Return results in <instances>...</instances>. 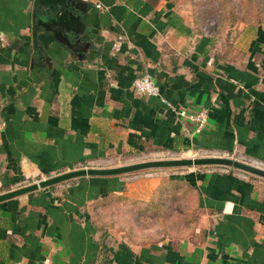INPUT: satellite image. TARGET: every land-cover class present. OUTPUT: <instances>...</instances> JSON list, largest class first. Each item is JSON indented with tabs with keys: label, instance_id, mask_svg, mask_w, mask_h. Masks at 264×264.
<instances>
[{
	"label": "crops",
	"instance_id": "1",
	"mask_svg": "<svg viewBox=\"0 0 264 264\" xmlns=\"http://www.w3.org/2000/svg\"><path fill=\"white\" fill-rule=\"evenodd\" d=\"M82 1L58 34L34 0H0V194L183 152L264 162V24L208 31L203 0ZM147 72L161 96L134 90ZM179 108L208 110L206 128ZM183 168L0 202V264H264V178Z\"/></svg>",
	"mask_w": 264,
	"mask_h": 264
},
{
	"label": "water",
	"instance_id": "2",
	"mask_svg": "<svg viewBox=\"0 0 264 264\" xmlns=\"http://www.w3.org/2000/svg\"><path fill=\"white\" fill-rule=\"evenodd\" d=\"M82 5H84L82 0H34L33 16L35 25L36 27L44 26L48 29H54L58 34L63 30H76L80 23V14H78L77 10L81 9ZM201 166L229 167L264 178L263 167L224 155L151 159L115 167H85L70 170L3 192L0 194V202L45 189L74 178L118 176L146 169Z\"/></svg>",
	"mask_w": 264,
	"mask_h": 264
},
{
	"label": "rangeland",
	"instance_id": "3",
	"mask_svg": "<svg viewBox=\"0 0 264 264\" xmlns=\"http://www.w3.org/2000/svg\"><path fill=\"white\" fill-rule=\"evenodd\" d=\"M224 5H225V8H224L225 18L222 17L223 8L221 9V5L219 6L218 2L214 0L213 1L211 0L202 1L201 10H202L203 15H201V18L203 22H205L204 24L205 29H207L208 31L214 32V31L223 30L226 26H229L232 22H234V24L247 23L248 21L244 20L243 18L248 19L249 21H256V19L260 17V18H263L261 24H264V0H243V1L241 0H233V1L230 0L229 1L228 0L227 2L224 3ZM242 9H244L246 13L242 14L241 13ZM231 12H235V14L232 13V15H229V13ZM236 15H238V18L235 17ZM228 35L232 36L231 33H229ZM183 153L179 154L180 156L178 157H181V158L182 157H194V156L196 157V156L201 155L199 152H196V153L192 152V154L188 152L186 154H183ZM169 158H175V157L162 156V157L155 158V159H169ZM147 160H151V159H147ZM141 161H144V160H141ZM120 165H123V164H120ZM213 167H217V166H213ZM218 167H222V166H218ZM188 168H194V167H184L183 169H188ZM223 168H227V167H223ZM146 170L154 171V169H146ZM143 172H148V171H143ZM130 174H133V173H130Z\"/></svg>",
	"mask_w": 264,
	"mask_h": 264
},
{
	"label": "built area",
	"instance_id": "4",
	"mask_svg": "<svg viewBox=\"0 0 264 264\" xmlns=\"http://www.w3.org/2000/svg\"><path fill=\"white\" fill-rule=\"evenodd\" d=\"M98 7H102L101 4L97 5ZM134 90L141 96H161V87L157 82L155 76L151 73H143L138 75L133 82ZM179 116L188 119L195 126V131L201 132L203 131L208 124V110L202 109L198 111H190L187 108H179L177 110ZM200 156H214L216 154H207L204 152H200ZM195 157V156H194ZM231 157V156H229ZM236 158V157H233ZM245 162L254 164L256 166H260L264 168V162L258 159H243Z\"/></svg>",
	"mask_w": 264,
	"mask_h": 264
},
{
	"label": "trees",
	"instance_id": "5",
	"mask_svg": "<svg viewBox=\"0 0 264 264\" xmlns=\"http://www.w3.org/2000/svg\"><path fill=\"white\" fill-rule=\"evenodd\" d=\"M211 1H213V0H211ZM214 1L218 2L219 6L221 5V9L223 8L222 9V17L225 18V14H224L225 5H224V3L227 2L228 0H214ZM231 1H233V0H231ZM241 1H243V0H241ZM232 13L235 14V12H231V13H229V15H232ZM241 13L243 14V13H246V12H245L244 9H242ZM235 17L238 18V15H236ZM243 19L248 21L247 23H250V24H261L263 18L258 17L256 19V21H249L248 19H245V18H243ZM232 24H234V22H232Z\"/></svg>",
	"mask_w": 264,
	"mask_h": 264
}]
</instances>
